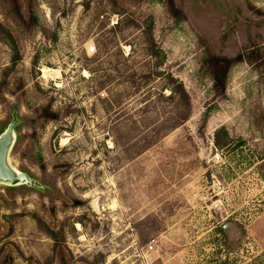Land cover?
<instances>
[{
	"label": "rangeland",
	"instance_id": "obj_1",
	"mask_svg": "<svg viewBox=\"0 0 264 264\" xmlns=\"http://www.w3.org/2000/svg\"><path fill=\"white\" fill-rule=\"evenodd\" d=\"M14 117L0 264H264V0H0Z\"/></svg>",
	"mask_w": 264,
	"mask_h": 264
},
{
	"label": "water",
	"instance_id": "obj_2",
	"mask_svg": "<svg viewBox=\"0 0 264 264\" xmlns=\"http://www.w3.org/2000/svg\"><path fill=\"white\" fill-rule=\"evenodd\" d=\"M17 118L14 117L7 129L0 136V183L11 186L27 184L37 186L38 182L27 173L17 170L10 163V152L15 140V127Z\"/></svg>",
	"mask_w": 264,
	"mask_h": 264
},
{
	"label": "trees",
	"instance_id": "obj_3",
	"mask_svg": "<svg viewBox=\"0 0 264 264\" xmlns=\"http://www.w3.org/2000/svg\"><path fill=\"white\" fill-rule=\"evenodd\" d=\"M181 86H177V88H180ZM178 91V92H177ZM177 94V93H180L179 92V89H176V87L175 88H173V91H172V93L171 94ZM23 185H25V184H23Z\"/></svg>",
	"mask_w": 264,
	"mask_h": 264
},
{
	"label": "built area",
	"instance_id": "obj_4",
	"mask_svg": "<svg viewBox=\"0 0 264 264\" xmlns=\"http://www.w3.org/2000/svg\"><path fill=\"white\" fill-rule=\"evenodd\" d=\"M90 50H91V51H94V50H95V47H94V46L90 47ZM149 248L151 249L152 246L150 245Z\"/></svg>",
	"mask_w": 264,
	"mask_h": 264
}]
</instances>
